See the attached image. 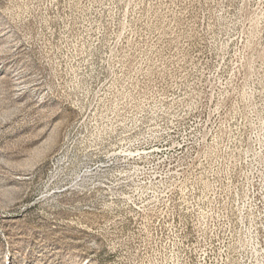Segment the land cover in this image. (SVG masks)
<instances>
[{"label":"rangeland","instance_id":"1","mask_svg":"<svg viewBox=\"0 0 264 264\" xmlns=\"http://www.w3.org/2000/svg\"><path fill=\"white\" fill-rule=\"evenodd\" d=\"M0 264H264V0H0Z\"/></svg>","mask_w":264,"mask_h":264}]
</instances>
